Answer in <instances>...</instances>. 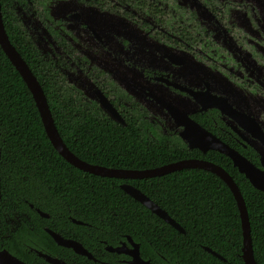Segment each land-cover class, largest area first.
Returning a JSON list of instances; mask_svg holds the SVG:
<instances>
[{
    "label": "trees",
    "instance_id": "obj_1",
    "mask_svg": "<svg viewBox=\"0 0 264 264\" xmlns=\"http://www.w3.org/2000/svg\"><path fill=\"white\" fill-rule=\"evenodd\" d=\"M25 1L1 0L5 29L40 81L59 133L76 156L109 168L146 169L179 160L188 152L185 147V151L174 149L173 138L157 134L147 121L127 120L122 125L95 107L80 105L69 94L61 71L50 66L22 24L16 4ZM199 154L222 166L239 185L249 212L255 259L264 264V192L256 189L228 156L217 151ZM124 182L152 198L185 232L128 195L120 187ZM0 195V248L27 263L42 261L29 253L28 245L44 252L63 250L48 228L88 250L98 243L116 246L130 237L140 245L141 257L150 259L151 264H244L239 209L221 178L190 169L129 180L76 168L51 143L31 91L1 45ZM36 209L48 213L49 218ZM16 217H20L15 222L20 228L11 231L10 218Z\"/></svg>",
    "mask_w": 264,
    "mask_h": 264
},
{
    "label": "flooded vegetation",
    "instance_id": "obj_2",
    "mask_svg": "<svg viewBox=\"0 0 264 264\" xmlns=\"http://www.w3.org/2000/svg\"><path fill=\"white\" fill-rule=\"evenodd\" d=\"M50 1L16 4L33 42L46 43L38 30L25 26L18 5L33 8L44 19L47 43L55 44L41 53L61 71L80 105L112 119L100 105L104 95L125 122L117 123L147 121L157 134L173 138L174 149H187L181 159L157 167L207 160L199 152L216 151L204 153L182 138L196 124L264 172V0ZM10 222L11 231L20 228L14 218ZM128 238L116 246L98 243L93 250L82 244L92 259L57 243L63 250L55 253L28 245L29 253L42 261L26 263L51 264L45 254L64 264H89L87 259L93 264H133Z\"/></svg>",
    "mask_w": 264,
    "mask_h": 264
},
{
    "label": "water",
    "instance_id": "obj_3",
    "mask_svg": "<svg viewBox=\"0 0 264 264\" xmlns=\"http://www.w3.org/2000/svg\"><path fill=\"white\" fill-rule=\"evenodd\" d=\"M38 49V44L35 43ZM0 45L12 64L15 66L17 71L20 73L23 80L26 82L29 90L31 91L34 101L37 105L38 111L40 113L46 134L50 139L51 143L58 151V153L70 164L76 168L88 172L94 175L108 177V178H121V179H144V178H154L170 174L172 172L183 170V169H203L214 173L219 178H221L227 186L232 191L234 198L237 202V206L240 213L242 234H243V246L241 256L244 260V264H257L254 255V246L252 241V229L250 224L249 212L245 199L242 195L239 185L236 183L231 174L225 170L220 165H217L208 160H196V159H186L181 160L176 163L164 165L157 168L150 169H121V168H109L100 165L90 164L78 156H76L66 145L63 138L61 137L59 130L56 126L55 120L52 115L50 105L48 103L45 91L35 76L27 62L23 59L21 54L18 52L16 47L11 42L3 21L2 4L0 0ZM100 105L103 110H105L113 121L119 123H125L113 105L108 101V99L103 95L99 99ZM218 107V106H217ZM183 114V113H182ZM188 114L184 113L183 118H187ZM182 119V118H181ZM182 138L189 144L191 148H199L204 153L208 150H216L233 160L234 166L239 169V171L246 175L247 179L250 180L251 184L258 190L264 192V172H261L253 164H251L245 157H243L239 152L230 148L227 144L221 141L219 138L213 134L202 130L198 125L195 124V128L192 132L182 133ZM262 164L264 166V157L262 158ZM121 189L124 190L128 195L133 197L136 201H139L146 208L151 210L158 217L163 219L168 224L172 225L178 231L184 233L185 230L177 223L171 216L157 205L153 200H151L147 195H145L141 190L132 186L131 184H122ZM1 199V195H0ZM42 217L49 218L48 213H44L40 209H37ZM73 222L77 224H82L81 221L73 219ZM47 232L53 237L58 245L72 248L79 254L85 255L90 259L93 258L92 254L87 251L82 243L63 237L60 233L47 229ZM128 241L132 244L131 250H129L130 256L133 257V264H150V261L143 260L140 253V245L135 243L131 238ZM111 251L122 252V248H112L107 247ZM205 249L215 255L216 257L225 260L220 254L216 253L212 249L205 247ZM45 259L51 264H64L60 260L53 258L51 256L41 254ZM0 264H27L26 262L19 259L17 256L13 255L9 250L0 248Z\"/></svg>",
    "mask_w": 264,
    "mask_h": 264
},
{
    "label": "rangeland",
    "instance_id": "obj_4",
    "mask_svg": "<svg viewBox=\"0 0 264 264\" xmlns=\"http://www.w3.org/2000/svg\"><path fill=\"white\" fill-rule=\"evenodd\" d=\"M53 5L56 4V0H51L50 1ZM51 5V4H50ZM53 7H49V11L54 14V12L52 11ZM17 10L25 24V26L27 24H30L32 27H34L36 30H38V32L45 38L46 43H44L43 41H41L40 39H35V42L38 44L39 48L41 49V52H43L45 49H47L49 46L51 47V45L55 44V43H47L48 41V37L46 36L45 32H44V27L45 24L43 23L44 19L42 18V20H40L39 18H37V16L34 14V9L33 8H29L27 6H22V5H18L17 6ZM41 12V11H40ZM42 13V12H41ZM159 133H162V130L159 129ZM15 222L18 220L17 217L14 219Z\"/></svg>",
    "mask_w": 264,
    "mask_h": 264
}]
</instances>
